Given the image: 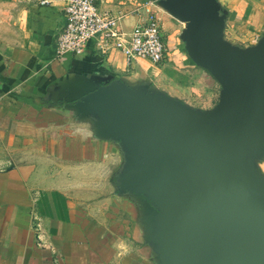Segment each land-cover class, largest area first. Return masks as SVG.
Wrapping results in <instances>:
<instances>
[{"label": "crops", "instance_id": "1", "mask_svg": "<svg viewBox=\"0 0 264 264\" xmlns=\"http://www.w3.org/2000/svg\"><path fill=\"white\" fill-rule=\"evenodd\" d=\"M39 1L0 0V264H200L194 218L182 217L172 181L178 164L150 161L210 145L221 101L211 102L209 80L241 79L264 58V0H108L156 2L159 64L91 48L56 59L61 3ZM255 144L228 157L236 171L216 207H237L263 230L264 150ZM117 172L128 181L115 182ZM224 240L247 249L264 231Z\"/></svg>", "mask_w": 264, "mask_h": 264}, {"label": "water", "instance_id": "2", "mask_svg": "<svg viewBox=\"0 0 264 264\" xmlns=\"http://www.w3.org/2000/svg\"><path fill=\"white\" fill-rule=\"evenodd\" d=\"M259 67H262V73H259ZM225 72L229 74V65H226ZM263 75L264 58L259 59L251 70L243 75V78H233V80L227 81L225 85L228 88V94L232 97L231 102L223 114L224 121L220 129L217 128L213 132L214 138L210 145L202 148V151L194 148V151H197L195 158L190 156L189 150L180 151L178 154L179 157L187 160L185 167L177 166L178 171L175 179L179 189L180 185L183 188L181 191L183 195L180 196L179 193V199L183 202L182 198H185V203H183L194 218V229L201 230L197 234L206 245L202 254L203 264H264L263 241L260 240L256 243L254 240H248L247 243L250 247L246 246L247 249H245L239 245L234 247L233 242L224 240V237L229 234L253 232L251 229L253 227L250 226L254 222L252 217L242 216L237 207H234L235 209L230 215L216 207L217 198L222 196V182L226 177H233L236 171L234 159L228 157H234L240 153L245 145L256 143L254 139V142L239 145L246 136H253L250 134L238 136L236 125L237 123L241 124V121L236 119H242L243 96L245 93L247 94V91H250L255 81L263 79ZM202 152H204L203 155ZM200 155L204 157L206 155L205 162ZM11 167L13 166L10 165L5 170H9ZM223 197L226 199V194ZM198 206L200 209L197 208Z\"/></svg>", "mask_w": 264, "mask_h": 264}, {"label": "built area", "instance_id": "3", "mask_svg": "<svg viewBox=\"0 0 264 264\" xmlns=\"http://www.w3.org/2000/svg\"><path fill=\"white\" fill-rule=\"evenodd\" d=\"M61 3L63 26L56 34L54 57L81 56L92 49L98 56L121 54L126 62L136 59L161 63L166 45L160 20L153 9L156 2H136L107 6L108 0H40V5ZM127 18H135L134 25H125Z\"/></svg>", "mask_w": 264, "mask_h": 264}, {"label": "rangeland", "instance_id": "4", "mask_svg": "<svg viewBox=\"0 0 264 264\" xmlns=\"http://www.w3.org/2000/svg\"><path fill=\"white\" fill-rule=\"evenodd\" d=\"M247 43V42H246ZM248 44V43H247ZM262 67H259V73H262ZM263 79H261V81H253L254 83L252 84V88L250 89V91H247V94L245 93V95L243 96V105H242V119L241 118H237V121H241L240 123H237L236 127H237V131H238V136H242L244 134H250L253 136V138L256 140V144L255 146L260 147L261 149L264 150V75L262 77ZM209 85L210 88L212 89V96L210 97L211 102L215 103L218 101V99L221 101V107L219 108V113L217 116H215V120L213 122V124L216 122V129L221 127V124L224 121V112L227 109V106L229 105V103L231 102V95L228 94V88L227 86L221 82V84L218 86H216L215 82L213 81V79L210 78L209 80ZM227 89V93L225 96H223L222 92L223 90ZM218 95V96H217ZM215 129V130H216ZM214 130V131H215ZM219 131V130H218ZM217 131V132H218ZM184 147L187 148V150H189L188 152H190V156L192 157H196V152L194 151V148L196 147L195 145L191 146L190 144H184ZM197 148V147H196ZM148 149H150V147L148 146ZM155 151H157V148H153ZM115 151H118V149H116ZM130 151V150H129ZM171 152L174 153L175 148L172 147L170 149ZM150 162H154L156 168H169L171 167V165H175L178 164L177 166L179 167H185V165H187V160L184 158H181V156L179 157V160L173 158L172 160L167 158H162V160L158 159L155 163V161L153 159H151ZM151 164V163H150ZM146 166L143 165L140 168H145ZM121 175L120 173L117 172V174L114 175V179L115 182L120 183L121 185L124 184L126 181H128V179L125 178H119ZM143 177L141 175H139L138 177H130L129 181L130 182H139L142 181ZM173 184H175L176 180H172ZM236 181H234L233 184H235ZM180 184V183H179ZM239 183V186L236 185V188L238 190V192H236L237 195H240L239 192L242 194L244 193V189H245V185ZM183 188H181L180 185V189H179V193L180 196L183 195V193H181ZM233 191V188H232ZM241 198V197H240ZM185 198H182L183 202ZM181 206H182V210H180L182 217L186 218L188 216L187 211L191 214L190 210H188L185 206V204L179 200ZM197 205H199L197 203ZM198 209H200V206L197 207ZM201 211V210H200ZM201 214V212H200ZM262 229H258V230H253V234L254 233H259L264 231V225L262 226ZM251 228V227H250ZM255 228V227H254ZM195 235L197 236L198 239H195V241L193 242V247H194V251H195V255L196 257L199 259L200 264L203 263V248L206 249V245L204 243V241L198 236L197 233H199L201 230L198 228L195 229ZM213 231V230H212ZM205 233H207V230H205ZM251 243H254L253 241H251ZM191 245V242H189V247Z\"/></svg>", "mask_w": 264, "mask_h": 264}, {"label": "trees", "instance_id": "5", "mask_svg": "<svg viewBox=\"0 0 264 264\" xmlns=\"http://www.w3.org/2000/svg\"><path fill=\"white\" fill-rule=\"evenodd\" d=\"M254 138L251 137V136H246L243 140L240 141V144L239 145H244V144H247V143H251V142H254Z\"/></svg>", "mask_w": 264, "mask_h": 264}]
</instances>
